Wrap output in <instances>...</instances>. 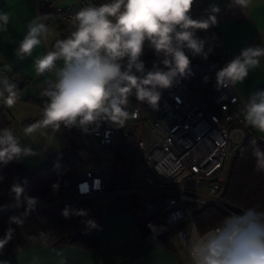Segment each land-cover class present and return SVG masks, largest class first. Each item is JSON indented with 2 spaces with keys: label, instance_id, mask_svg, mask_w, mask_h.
<instances>
[{
  "label": "clouds",
  "instance_id": "clouds-1",
  "mask_svg": "<svg viewBox=\"0 0 264 264\" xmlns=\"http://www.w3.org/2000/svg\"><path fill=\"white\" fill-rule=\"evenodd\" d=\"M196 0H107L88 4L71 16L72 30L57 39L47 51L33 60L37 76L48 74L40 92L43 103L42 118L23 129L30 136L39 128L58 132L61 127H77L87 132L102 121L120 128L134 115L130 98L153 110L158 109L161 90L170 89L193 75L189 56L207 59L213 50L206 49L207 41L199 38L197 30H208L217 23L220 9L215 4L205 9V17L191 15ZM250 0H235L245 9ZM52 14H37L28 24L26 34L14 49V55L23 60L33 51L47 44L52 35L48 21ZM10 16L0 12V32H6ZM159 59L147 69L141 59L145 46ZM264 45L247 46L240 54L216 72L217 87L242 84L249 73L261 67ZM160 65H163L161 67ZM10 64L0 66V103L12 108L20 99L18 84L7 73ZM207 80V78H205ZM139 109V107H136ZM245 124L264 133V89L251 92L241 112ZM253 146L255 170L264 173V148L256 139ZM32 147L21 143L10 128L0 129V165L40 155ZM27 183V180H24ZM54 184L53 189L58 190ZM25 188L14 182L10 193L14 202L9 207L24 208V212L9 217V227L0 238L3 250L14 236L15 229L23 227L26 217L40 203L36 197L24 195ZM62 215L87 217L88 211L66 205ZM88 228H97L94 220L85 222ZM154 234L157 226L149 224ZM187 249L190 264H264V211L248 207L240 213L224 217L218 225L203 229L192 221L180 233ZM29 239L47 242L49 236L40 231ZM0 264H7L0 261Z\"/></svg>",
  "mask_w": 264,
  "mask_h": 264
},
{
  "label": "built area",
  "instance_id": "built-area-1",
  "mask_svg": "<svg viewBox=\"0 0 264 264\" xmlns=\"http://www.w3.org/2000/svg\"><path fill=\"white\" fill-rule=\"evenodd\" d=\"M105 2L80 0L77 7H72L54 0H35V7L37 14L51 13L53 20L71 31V16L79 8ZM205 9L203 0H196L192 17H205ZM196 35L204 39L198 30ZM208 47L213 50L207 59L189 56L195 58L190 65L193 75L161 90L158 109L140 104L133 96L130 111L134 115L120 128L102 121L83 131L92 146L87 170L61 187L60 201H46L36 208L64 217L59 206L82 200L90 201L92 206L93 200L100 199L97 209L104 214L119 198L156 196L163 220L170 227L182 225L177 235L183 244L180 233L187 230L201 208H216L226 216L242 212L221 198L232 160L248 140L239 97L232 87L218 88L216 84V72L235 55L209 43ZM141 59L147 69L159 62L147 43ZM6 108L0 103V116ZM256 140L264 142V135H258ZM119 159L139 167V184L111 188ZM71 191L74 196L67 198Z\"/></svg>",
  "mask_w": 264,
  "mask_h": 264
},
{
  "label": "crops",
  "instance_id": "crops-1",
  "mask_svg": "<svg viewBox=\"0 0 264 264\" xmlns=\"http://www.w3.org/2000/svg\"><path fill=\"white\" fill-rule=\"evenodd\" d=\"M54 1L60 5L77 7L80 0ZM203 3L206 9L212 4L220 9L216 14L215 26L208 30H198L207 43L219 50L230 51L235 56L247 46L264 45V0H250L245 9L234 4L235 0H203ZM0 12H6L10 16L8 30L0 32V66L10 64L12 72L7 75L21 83L18 112L13 114L7 107L1 115L0 126L12 129L22 144L29 145L35 142L32 141L35 132L25 136L23 129L26 125L38 122L43 110L30 101L46 100L40 92L48 76L35 74L33 60L44 54L57 39L65 38L70 31L56 20L48 21L52 35L47 44L36 48L32 57L20 60L14 55V49L26 34L27 24L37 15L35 0H0ZM261 86H264V60L261 67L251 71L242 84L232 87L240 99L241 112L248 95ZM245 127L248 133L264 135L246 124ZM47 130L49 131L43 135L44 138L33 147L41 154L19 161L26 170L37 168L49 156L66 146L62 127L55 133L50 128ZM129 174L130 172L128 177ZM143 197L148 198L147 202L157 208L154 197ZM96 209L93 208L94 211ZM140 220H144L140 211L114 206L102 214L99 220V240L95 248L75 244L32 246L0 261H6L7 264H190L182 244L176 248L170 241L171 247H168L155 236L145 237L138 226Z\"/></svg>",
  "mask_w": 264,
  "mask_h": 264
},
{
  "label": "trees",
  "instance_id": "trees-1",
  "mask_svg": "<svg viewBox=\"0 0 264 264\" xmlns=\"http://www.w3.org/2000/svg\"><path fill=\"white\" fill-rule=\"evenodd\" d=\"M21 89V87H20ZM264 89V86L258 90ZM31 103L43 108L44 101L31 100ZM1 118V116H0ZM66 136V146L49 156L40 166L33 170H26L19 161L0 165V238L5 235L9 227V217L21 215L24 208L9 207L14 202V195L10 193V188L14 182L20 183L24 188V195L36 197L40 203L49 201H60L63 198L61 187L75 180L84 173L90 164L92 146L86 134L77 127L64 128ZM0 129L1 126H0ZM248 133V132H247ZM256 135L248 133V140L242 149L233 158L228 176L222 190L221 198L228 204L245 210L248 207H256L257 210L264 211V173L255 170V158L252 155L253 146L250 141L256 139ZM264 148V142H258ZM84 156L86 159H84ZM117 169L123 172L118 173ZM130 165L119 159L117 161L111 178V188L116 189L127 185ZM27 183H24V180ZM58 184V190L53 189V185ZM74 196L73 191L67 193V198ZM148 198L138 195L122 197L113 202L112 207L119 206L131 210H138L143 214V221L138 222L139 229L145 237L155 236L164 245L171 247V237L174 230L163 220L155 215V210L149 214L142 206L143 201ZM39 203V204H40ZM73 209H84L88 211L87 217L70 216L69 218L59 217L53 212L38 209L29 214L23 227L15 229L13 239L0 250V260L17 253L27 247L32 246H57L61 244H75L86 248H95L99 240V220L102 213L93 210L90 201H74L68 204ZM65 206H59L62 212ZM109 208V209H110ZM108 209V210H109ZM107 210V211H108ZM226 215L220 210L212 207H204L198 210L193 221L203 229H210L224 218ZM94 220L97 228H88L85 222ZM142 219V218H139ZM157 226V233L154 234L148 225ZM182 225H179L181 228ZM43 231L48 234V241L42 242L40 239L32 240L28 237Z\"/></svg>",
  "mask_w": 264,
  "mask_h": 264
},
{
  "label": "rangeland",
  "instance_id": "rangeland-1",
  "mask_svg": "<svg viewBox=\"0 0 264 264\" xmlns=\"http://www.w3.org/2000/svg\"><path fill=\"white\" fill-rule=\"evenodd\" d=\"M190 58V60L193 62V61H195V58H193V57H189ZM20 105H19V103L17 102L12 108H10L11 110H12V112H13V114H17V112H18V107H19ZM37 109V108H36ZM23 110V109H22ZM30 111V110H29ZM47 131H49V130H47V129H43V128H39L36 132H35V138H33L32 139V141H35L33 144H29L28 146H30V147H35L36 145L35 144H37V143H39L40 142V140H42V138H44L43 137V135L47 132ZM84 159H86V157L84 156ZM130 174H129V177H128V181H129V183L130 184H139L140 182H141V179H142V175H141V173H140V169H139V167L138 166H136V165H132V166H130ZM117 172L118 173H121V172H123V169L122 170H120V169H117ZM155 198H156V200H157V202H156V206H157V208H156V210H155V215L158 217V218H160V219H163L162 218V215H161V213H160V199L158 198V197H156V196H154ZM100 203H101V200L100 199H95V200H93L92 201V208H98V207H100ZM172 228V230H174V234H173V236L171 237V241H172V243H173V245L176 247V248H178V247H180V244H182V248H184V250L183 251H185L184 253H186V255H187V258L188 259H190L189 258V255H188V252H187V250H186V248H185V246H184V244L180 241V239H179V237H178V235H177V231L180 229V227L179 226H173V227H171ZM179 245V246H178Z\"/></svg>",
  "mask_w": 264,
  "mask_h": 264
},
{
  "label": "water",
  "instance_id": "water-1",
  "mask_svg": "<svg viewBox=\"0 0 264 264\" xmlns=\"http://www.w3.org/2000/svg\"><path fill=\"white\" fill-rule=\"evenodd\" d=\"M18 84V83H17ZM21 85L18 84V89L20 90ZM142 206L146 209V211L151 214L155 210V205L151 204L147 201L142 202Z\"/></svg>",
  "mask_w": 264,
  "mask_h": 264
}]
</instances>
